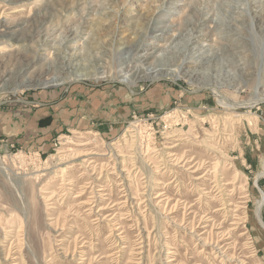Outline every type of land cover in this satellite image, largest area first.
Masks as SVG:
<instances>
[{
  "label": "rangeland",
  "instance_id": "1",
  "mask_svg": "<svg viewBox=\"0 0 264 264\" xmlns=\"http://www.w3.org/2000/svg\"><path fill=\"white\" fill-rule=\"evenodd\" d=\"M0 22L14 35L0 102L134 93L117 130H69L44 153L0 143L23 182L0 174V264H264V101L227 111L197 87L264 94V0H0ZM73 151L90 154L61 157Z\"/></svg>",
  "mask_w": 264,
  "mask_h": 264
},
{
  "label": "crops",
  "instance_id": "2",
  "mask_svg": "<svg viewBox=\"0 0 264 264\" xmlns=\"http://www.w3.org/2000/svg\"><path fill=\"white\" fill-rule=\"evenodd\" d=\"M72 88L64 95L48 92L26 100L3 101L0 106L1 146L44 153L55 137L69 130H117L126 115L128 100L134 94L125 90L126 94L106 92L101 96L98 91H71Z\"/></svg>",
  "mask_w": 264,
  "mask_h": 264
},
{
  "label": "bare ground",
  "instance_id": "3",
  "mask_svg": "<svg viewBox=\"0 0 264 264\" xmlns=\"http://www.w3.org/2000/svg\"><path fill=\"white\" fill-rule=\"evenodd\" d=\"M21 11V9H18V10H15L14 12H19ZM7 13V12H6ZM4 25L0 22V50L2 49L4 43L8 42V41H12L14 39V35L13 33H8V32H4L2 31V29H4ZM166 30H158L159 35H161L162 33H164ZM163 35V34H162ZM195 38H198V37H195ZM203 41V40H201ZM190 45H192V47L190 48V50L192 51L190 53L191 56H195V54H198L199 52H201L200 50L203 48V45H194L193 41L191 40L190 41V38H189V41ZM189 45V44H188ZM194 45V46H193ZM194 50H198L196 51L197 53L194 52ZM186 55V54H185ZM147 57V56H146ZM197 57V56H196ZM145 60V59H144ZM182 64V63H181ZM181 66V65H180ZM180 69L182 68H178L177 70H175V75H177L175 77L174 80L180 78L178 77V75L180 74ZM152 71V70H151ZM182 75V74H181ZM160 76H162L160 73L159 74H155L152 76V79L154 78H160ZM133 79L134 77H127V76H122L120 77L119 81L121 83H125L127 86H130L133 84ZM157 79H154V80H157ZM188 79H191V77H188ZM74 82H78V81H81V77L77 76V77H74L73 80ZM62 83V81H58L57 79H55V77L51 78L50 80L46 81L45 82V85L47 86H57V85H60ZM261 82L260 81H257L256 83V86L254 87V94H252L253 96L248 98V99H245V100H234L233 98L227 96L223 90H222V85H218V84H210V83H205V84H200L198 85L197 87H202V88H209L214 96V99H215V103L217 104L218 107L220 108H223L227 111H234L236 109H248V108H253V107H256L258 106L260 103H262L264 101V94H259V87H260V84ZM44 85V86H45ZM229 88H232V86H230ZM234 88V86H233ZM237 88L234 90L236 91ZM238 91V90H237ZM185 108V107H184ZM170 110V109H169ZM171 112V111H170ZM251 112V111H250ZM249 112V113H250ZM214 113V112H213ZM248 113V112H247ZM215 114V113H214ZM172 114H164L162 116V119H168L170 118ZM170 120V119H168ZM178 121V120H177ZM188 121V120H187ZM165 124V123H164ZM170 124V123H169ZM165 126V125H164ZM168 126V125H167ZM126 128V127H125ZM140 128V127H139ZM216 128V127H215ZM131 131H136L137 133H140V131L138 130L137 126L133 123H131L129 125V127L125 130V133H129ZM67 133V132H66ZM85 134H90V133H85ZM142 135V134H141ZM141 138V137H140ZM142 140V139H141ZM204 140V139H203ZM174 142H178V139H174L173 140ZM205 141V140H204ZM107 144V143H106ZM177 144L169 147L168 149L170 148H173L174 146H176ZM111 146V145H110ZM135 146V145H134ZM210 146V145H209ZM143 148V147H142ZM149 148V145L146 147V151L148 150ZM109 149V148H108ZM215 150V149H214ZM219 151V150H218ZM109 153L113 156V150L110 148L109 150ZM220 153V152H219ZM81 154V155H80ZM80 154H78L77 151H73V152H70L64 156H61V157H74V158H78L82 155H88L90 153H84L83 152H80ZM134 154L136 155V160L137 162L140 164V167L143 168V170L147 173V177L149 179H151V174L154 173V170H153V166H151V164L149 163V160L146 158V155L145 154V150H141L139 148V146H136L135 149H134ZM173 155V154H172ZM23 156V155H22ZM115 156V155H114ZM118 157V156H117ZM20 163V162H19ZM264 173V165H263V172L262 174ZM0 174L3 175V177H5V179L13 186V188L18 191V192H21L23 191V182L21 181V178L18 176V174L14 173L9 167H8V164L6 162V160H0ZM37 176L35 175L34 178H36ZM257 185V184H256ZM258 186V185H257ZM259 188V187H258ZM260 193V192H259ZM21 195V194H20ZM51 196V195H50ZM19 197V196H18ZM22 197V196H21ZM250 197V196H249ZM23 201V200H22ZM264 203V193L261 192V197H260V200H259V203L257 205V209H256V215L258 217V221H260L259 223L261 224L262 228L264 229V224L263 222L260 220V209L262 207ZM22 209V208H21ZM24 217L26 216V213L24 212L23 213ZM245 226V225H244ZM25 227V226H24ZM185 227V226H184ZM112 234V233H111ZM256 243V242H255ZM256 246V245H255ZM3 248V247H2ZM257 248V247H256ZM121 249V248H120ZM122 251V250H121ZM21 252V251H20ZM4 253V252H3ZM22 253V252H21ZM84 253V252H83ZM116 253V252H115ZM21 255V254H20ZM6 258V257H5ZM150 264V263H149Z\"/></svg>",
  "mask_w": 264,
  "mask_h": 264
},
{
  "label": "water",
  "instance_id": "4",
  "mask_svg": "<svg viewBox=\"0 0 264 264\" xmlns=\"http://www.w3.org/2000/svg\"><path fill=\"white\" fill-rule=\"evenodd\" d=\"M4 102H0V106L3 104Z\"/></svg>",
  "mask_w": 264,
  "mask_h": 264
}]
</instances>
